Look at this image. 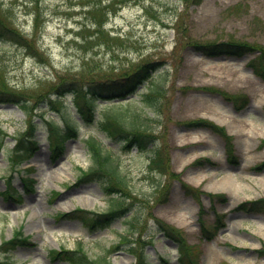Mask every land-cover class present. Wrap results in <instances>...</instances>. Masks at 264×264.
I'll return each instance as SVG.
<instances>
[{
  "label": "rangeland",
  "instance_id": "obj_1",
  "mask_svg": "<svg viewBox=\"0 0 264 264\" xmlns=\"http://www.w3.org/2000/svg\"><path fill=\"white\" fill-rule=\"evenodd\" d=\"M0 16L32 45L27 53L0 39V81L29 109L0 103V244L19 229L26 237L0 249V264H69L49 250L79 246L91 260L134 264L122 237L150 264H264V202L248 204L264 199V0H0ZM218 44L244 50L202 48ZM146 63L156 69L127 96L138 111L142 95L163 86L159 110L143 107L146 145L99 127L103 111L127 99H98L63 149L50 148L60 113L77 109L71 93L48 103L58 77L109 81ZM91 138L112 155L123 184L80 177L92 167ZM224 177L239 187H220ZM111 199L115 216L95 226ZM165 227L180 233L187 255Z\"/></svg>",
  "mask_w": 264,
  "mask_h": 264
},
{
  "label": "trees",
  "instance_id": "obj_2",
  "mask_svg": "<svg viewBox=\"0 0 264 264\" xmlns=\"http://www.w3.org/2000/svg\"><path fill=\"white\" fill-rule=\"evenodd\" d=\"M3 38L12 41L27 53L32 48L31 43L27 42L26 39H24L15 29L11 28L0 16V39ZM202 48L208 54H215L220 52L229 53L230 50L235 49V45L218 44L212 46H202ZM233 51L240 52L242 51V49ZM258 65V71H264V65L260 62ZM155 67V65L146 63L145 65H142L131 73L123 74L122 76L114 79H109V81H106L104 79H83L73 76L58 77L57 83L51 86V93L55 96H49L48 103L50 105H53L52 102L63 103L62 97L65 95V93H71L73 95L75 103L77 104V109L75 111H68L66 114H63L62 112L60 113V108L54 107V110L60 113V120L63 124V128L61 129L59 126L53 127V129L56 131L52 132L51 136L48 137V140L51 141V149L54 152H59L63 149V141L66 137L71 136V133L76 130L78 122L82 123L84 119H87L91 116V113H93L91 109L94 108V104L97 99H119L120 101L127 99L125 100L124 106L117 107L115 105L120 104H112V106L106 108L102 113L103 120L99 123V127L103 131L107 132L112 138H120L126 140V142L128 143H137L140 147L146 145L143 140V137L145 136L144 127L146 126L144 120L146 119V116L143 115V107H146L148 109L150 108V110L154 112H157L159 110V103L156 100V97L162 92L163 86L157 83L152 85L149 88L148 92L142 95L143 107L139 108L138 111L129 110L133 108L132 105L135 102L134 98H128L127 96L134 92L135 87L142 84L146 79L150 77V73L151 71L156 69ZM2 72L3 68L0 66V75ZM159 75L160 74H157L155 76L159 77ZM0 85L2 89L0 90V103L14 101L19 104L21 110H23L25 112V115L28 116V105L26 103L21 104L22 100L20 94H17L10 89H4L2 81H0ZM85 87H88L89 91L91 92H88ZM93 88L98 89L97 91L92 92V90L90 89ZM122 109L123 112L120 111ZM207 125L210 128H216L210 122H208ZM28 126L30 129L31 127H33L30 117L28 118ZM221 131H223L222 128H220V132ZM31 136L27 138V140L33 142ZM86 144L91 153L92 167L87 171H83L81 178L85 180L89 179L93 175L100 174L101 177L106 176L108 179L112 178L114 182L118 184H123V177L119 174L117 164L115 163L112 155L110 153H102L101 145L93 138L86 140ZM230 149L231 148L229 147V153ZM151 163L156 167H158V165L161 163V159L158 156V153L154 152ZM112 186L113 184L111 183H108V185L106 186V189L108 188V193L114 191V189H110V187ZM254 204H256V202H254ZM110 205L111 208L107 213L101 214L100 218L95 220V222L93 221V224H95V226L108 224L111 218L115 216L118 201L116 199H111ZM161 231L167 233L169 237L175 238L179 241L178 249L182 256L188 254V247L182 240H180L181 235L176 229L165 227L162 228ZM17 240L22 243L26 241V237H22V233L18 230L14 232L12 239L3 242L0 245V249L2 248V251L4 249L3 252H7L13 249V246H15ZM121 241L128 242V250L135 258L134 264H150V261H148V255L145 253V251H136L132 240L127 239L126 237H122ZM48 255L52 260L67 261L69 264H110L104 259L101 260V262L99 260L89 259L86 256L85 252L82 250L81 246H79L76 250L70 251L64 250L62 248H60L59 250H50L48 252Z\"/></svg>",
  "mask_w": 264,
  "mask_h": 264
},
{
  "label": "bare ground",
  "instance_id": "obj_3",
  "mask_svg": "<svg viewBox=\"0 0 264 264\" xmlns=\"http://www.w3.org/2000/svg\"><path fill=\"white\" fill-rule=\"evenodd\" d=\"M244 130H245V132L243 131V128H242V132H244V135H245L247 138H249V137H250V134H251V132H252V130H250V129H249V130H246L245 127H244ZM262 181H264V178L261 179L260 182H262ZM218 185H219L220 187L234 186V187H235L234 190H236V189L239 187V185H237L236 182L234 181V179L231 178V177H224V178H222V179L219 181ZM229 191L231 192V190H229ZM263 231H264V228H263Z\"/></svg>",
  "mask_w": 264,
  "mask_h": 264
}]
</instances>
